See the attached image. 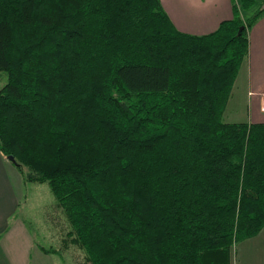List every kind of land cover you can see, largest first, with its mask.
I'll return each mask as SVG.
<instances>
[{"label": "trees", "instance_id": "1", "mask_svg": "<svg viewBox=\"0 0 264 264\" xmlns=\"http://www.w3.org/2000/svg\"><path fill=\"white\" fill-rule=\"evenodd\" d=\"M232 10L197 36L160 0H0V152L87 264H230L264 228V123L222 119L264 0Z\"/></svg>", "mask_w": 264, "mask_h": 264}, {"label": "rangeland", "instance_id": "2", "mask_svg": "<svg viewBox=\"0 0 264 264\" xmlns=\"http://www.w3.org/2000/svg\"><path fill=\"white\" fill-rule=\"evenodd\" d=\"M246 81L247 69L244 61L238 70L222 115L224 122L246 121L248 105ZM5 83L6 74L2 72L0 88ZM19 173L23 181H17L16 197L19 206L13 220L16 222L25 219L24 225L28 235L25 234V230H16L14 235H9L6 249L10 250L5 256L0 254V264H24L27 240L32 244L30 264H87L85 252L71 242L72 238L69 236L71 227L63 211L52 207L54 197L47 184L26 181L22 173ZM35 248L47 257L35 262L33 259ZM230 264H264V228L252 239L237 242L232 246Z\"/></svg>", "mask_w": 264, "mask_h": 264}, {"label": "crops", "instance_id": "3", "mask_svg": "<svg viewBox=\"0 0 264 264\" xmlns=\"http://www.w3.org/2000/svg\"><path fill=\"white\" fill-rule=\"evenodd\" d=\"M160 2L173 26L178 31L190 35L210 34L221 22L233 18V0H160ZM246 35L247 54L241 64L243 65L245 61L247 69L248 105L245 122L264 123V14L247 30ZM17 181H23L21 174L0 152V254L4 256L10 250L6 249L9 235H14L16 230H25L27 234L25 219L16 222L13 220L19 206L16 197ZM29 242L27 240L24 264L31 262L32 244ZM35 250L33 256L35 262L47 257L37 248Z\"/></svg>", "mask_w": 264, "mask_h": 264}, {"label": "water", "instance_id": "4", "mask_svg": "<svg viewBox=\"0 0 264 264\" xmlns=\"http://www.w3.org/2000/svg\"><path fill=\"white\" fill-rule=\"evenodd\" d=\"M242 29H243V26L239 27L238 32H237V35L240 34V32L242 31ZM7 159H8L9 161H11V162H14V158H13V156H11V155L8 156Z\"/></svg>", "mask_w": 264, "mask_h": 264}]
</instances>
